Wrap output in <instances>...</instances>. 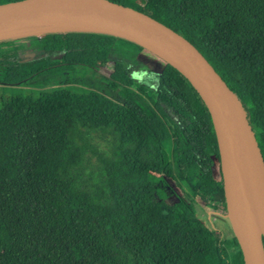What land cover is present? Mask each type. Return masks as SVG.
<instances>
[{
  "label": "trees",
  "instance_id": "obj_1",
  "mask_svg": "<svg viewBox=\"0 0 264 264\" xmlns=\"http://www.w3.org/2000/svg\"><path fill=\"white\" fill-rule=\"evenodd\" d=\"M109 1L203 55L241 102L264 160V0ZM19 40H0V85L50 86L77 68L97 74L117 54L131 62L103 76L108 95L52 87L1 101L0 264H244L235 237L213 243L195 216L200 199H225L220 168L212 191L202 190L219 163L216 138L177 70L109 34L46 33L29 40L41 52L32 60L20 58ZM141 69L159 84L133 80ZM154 177L185 200L165 182L155 201Z\"/></svg>",
  "mask_w": 264,
  "mask_h": 264
},
{
  "label": "water",
  "instance_id": "obj_2",
  "mask_svg": "<svg viewBox=\"0 0 264 264\" xmlns=\"http://www.w3.org/2000/svg\"><path fill=\"white\" fill-rule=\"evenodd\" d=\"M39 31L37 33H31ZM95 32L133 42L163 59L198 93L211 118L226 216L244 264H264V160L237 96L182 36L109 0H17L0 4V40Z\"/></svg>",
  "mask_w": 264,
  "mask_h": 264
},
{
  "label": "rangeland",
  "instance_id": "obj_3",
  "mask_svg": "<svg viewBox=\"0 0 264 264\" xmlns=\"http://www.w3.org/2000/svg\"><path fill=\"white\" fill-rule=\"evenodd\" d=\"M43 35H25L19 36L17 39H20L18 43L22 44L21 46V59L32 60L34 58H38L41 56V52L38 50L29 49V40L32 38L41 39ZM122 53V52H120ZM111 60V62L107 65V67L103 70H100L99 73L95 74L90 69L87 68H77L72 73L64 74L61 77L56 79V83L50 86H40V85H30V86H5L0 85V103L2 100H6L14 95H27L33 94L36 95L39 91L46 88H67L76 92H87L90 90H97L102 92L105 95H108V91L106 90L107 81L103 78V76L108 77L110 73H119L120 74V66L124 65L125 67L130 66V58L128 56L117 54ZM155 73V72H151ZM121 75V74H120ZM144 85L148 87H152L155 85V81H148L145 78ZM152 93L151 90H149ZM219 163L215 161L213 166L212 173L210 174V185L213 188L214 181L219 180ZM156 183V192L154 196L155 201H160L162 199V194L166 191L165 182H167L172 188L177 192V194L185 200V195L181 193L173 182L170 180L166 181L161 177H154L153 179ZM195 197H198L195 193L192 194ZM200 199V198H199ZM170 202L176 201L177 199L172 196L167 199ZM166 201V202H168ZM200 206H195V216L199 221L211 232V240L215 243L216 237H220L222 241L230 240L234 237V234L231 229V225L228 217L226 216V208L223 203H218L214 200L207 202L205 200H199Z\"/></svg>",
  "mask_w": 264,
  "mask_h": 264
},
{
  "label": "clouds",
  "instance_id": "obj_4",
  "mask_svg": "<svg viewBox=\"0 0 264 264\" xmlns=\"http://www.w3.org/2000/svg\"><path fill=\"white\" fill-rule=\"evenodd\" d=\"M145 78H147L148 81H155L157 85L159 84V77L156 73L148 72L146 69H141L140 71L132 72L133 80L145 83Z\"/></svg>",
  "mask_w": 264,
  "mask_h": 264
},
{
  "label": "crops",
  "instance_id": "obj_5",
  "mask_svg": "<svg viewBox=\"0 0 264 264\" xmlns=\"http://www.w3.org/2000/svg\"><path fill=\"white\" fill-rule=\"evenodd\" d=\"M210 175L208 177H206L205 181L202 184V190H206V191H212L213 188H211L210 185Z\"/></svg>",
  "mask_w": 264,
  "mask_h": 264
},
{
  "label": "bare ground",
  "instance_id": "obj_6",
  "mask_svg": "<svg viewBox=\"0 0 264 264\" xmlns=\"http://www.w3.org/2000/svg\"><path fill=\"white\" fill-rule=\"evenodd\" d=\"M37 32H39V31H33V32H31V33H37Z\"/></svg>",
  "mask_w": 264,
  "mask_h": 264
}]
</instances>
